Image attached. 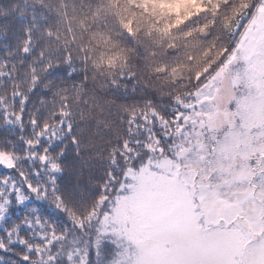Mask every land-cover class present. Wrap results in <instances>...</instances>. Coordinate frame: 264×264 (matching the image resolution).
Instances as JSON below:
<instances>
[{"label":"trees","instance_id":"1","mask_svg":"<svg viewBox=\"0 0 264 264\" xmlns=\"http://www.w3.org/2000/svg\"><path fill=\"white\" fill-rule=\"evenodd\" d=\"M260 2L0 0V155L11 160L0 158V193L7 197L15 185L26 197L23 205L13 198L0 218L7 249L0 250V264H29L21 255L30 256V264H49L53 257L54 264H79L86 249L99 259L128 256L116 226L124 221L110 219L114 206L136 189L133 171L154 158L174 157L169 146L191 114L195 92L225 65ZM242 70L233 76L238 86L248 77L245 106L249 113L259 106L251 117L262 119L264 55L250 56ZM251 94L257 95L250 103ZM181 139L184 146L188 138ZM260 155L241 160L254 176L235 200L214 199L209 183H200L205 191L199 199L212 214L239 219L251 231L244 227L237 256L246 264L264 262V179L251 165ZM220 170L211 172L218 177ZM186 173L155 180H171L181 190L178 202H199L196 177ZM25 184L46 198L21 192Z\"/></svg>","mask_w":264,"mask_h":264},{"label":"rangeland","instance_id":"2","mask_svg":"<svg viewBox=\"0 0 264 264\" xmlns=\"http://www.w3.org/2000/svg\"><path fill=\"white\" fill-rule=\"evenodd\" d=\"M255 11L246 24V32L239 37L225 65L195 92L191 114L180 129L175 131L176 140L169 146L174 149V157L163 155L154 158L133 171L132 187L136 189L130 195L119 198V205L114 206V214L110 219L114 220L115 215H119L124 221V224H120V221L114 220L119 223L116 226H120V229L117 230L128 256L118 252L110 258L99 259L96 255L97 247L92 246L96 253L94 257H89L88 252L91 250L86 249L80 255L79 264H129L132 260V263L149 264L159 256L188 259L196 249L215 246L219 241L217 233L238 231L243 237L245 233L251 235V231L239 219H231V223L227 224L225 219L221 220L223 223L220 222L219 215L212 214V208L199 199V192L205 191V186L200 184L204 181L209 183L207 190L214 199L221 198L224 202L235 200L246 188V179L250 174L254 176L250 163L246 165L241 160L248 162L256 152L263 156H258L257 161L251 165L259 167L262 172L258 170L255 175L261 173L264 179V140H261L264 135V118L251 117L258 112L259 106H255L251 113L245 106V96H249L251 91V86L245 82L248 77H243V83L238 86L239 81L233 76L242 70L243 61L250 59V56L264 55V0H261ZM235 83L236 88L240 89L238 94ZM236 95V104L231 110L229 105ZM256 95H250V103ZM238 108L240 112L237 113ZM175 132L171 135H175ZM184 134L188 140L182 146L181 138ZM159 149L161 151V147ZM0 158L7 163L11 161L3 155ZM163 162L168 166H163ZM157 166L163 168L162 173L156 172ZM214 166L221 169L217 173L218 177L211 172ZM176 170L187 172V179L196 177L199 184L196 199L200 203L195 199L190 203L186 199L179 203L176 199L181 190L171 180L160 183L155 180L159 176L164 180L165 176L172 175ZM171 177L173 180L174 177ZM233 179L239 186H234ZM233 186L235 189L231 190ZM147 188L153 190L151 195ZM263 189L264 181L259 185L260 195L264 194ZM133 195L137 197L134 201L130 200ZM229 196H232L231 199L223 200ZM211 219L214 220L209 224L208 220Z\"/></svg>","mask_w":264,"mask_h":264},{"label":"snow or ice","instance_id":"3","mask_svg":"<svg viewBox=\"0 0 264 264\" xmlns=\"http://www.w3.org/2000/svg\"><path fill=\"white\" fill-rule=\"evenodd\" d=\"M56 168V165H53ZM21 192L35 193L38 198H46V193L44 196L40 195L39 189L33 188L30 184H25L23 188L20 189ZM13 198L18 205H23L25 202V195L17 194V187L12 186V191L8 193L5 197L3 193H0V218H2L3 213L7 211L6 205H11ZM225 223H231V217L225 218ZM30 226V225H29ZM7 231V230H6ZM19 229H17V232ZM10 235V233H9ZM219 237V241L215 246H205L194 250L191 253V258L188 259H169L163 256H159L149 264H246L239 259V247L244 242V237L238 231H224L216 234ZM23 243V241H21ZM0 250L6 251L4 244L0 242ZM29 252L32 251L31 248L28 249ZM22 260L29 262L30 256L21 255ZM49 264H54V257L50 258ZM264 264V262H262Z\"/></svg>","mask_w":264,"mask_h":264},{"label":"clouds","instance_id":"4","mask_svg":"<svg viewBox=\"0 0 264 264\" xmlns=\"http://www.w3.org/2000/svg\"><path fill=\"white\" fill-rule=\"evenodd\" d=\"M134 10H135V9H134ZM201 15H203V14H201ZM196 19H198V17H194V18H192L193 21H195ZM185 24L187 25V24H189V22L186 21ZM182 27H183V26H182ZM208 38H209V39L212 38V32H211V31L208 33ZM129 71L133 72V74L135 75V71H134V69H130ZM69 72H71V69H69ZM132 82H133V84H135L136 80L133 79ZM70 135H71V134H70Z\"/></svg>","mask_w":264,"mask_h":264}]
</instances>
